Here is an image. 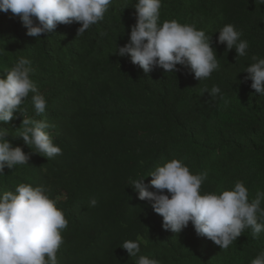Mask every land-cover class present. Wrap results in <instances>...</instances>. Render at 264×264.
<instances>
[{
	"label": "trees",
	"instance_id": "1",
	"mask_svg": "<svg viewBox=\"0 0 264 264\" xmlns=\"http://www.w3.org/2000/svg\"><path fill=\"white\" fill-rule=\"evenodd\" d=\"M135 3L113 0L104 19L82 36L77 35L80 23L73 22L33 37L19 16L0 11V77L19 58L30 59V78L47 101L45 112L36 116L30 93L23 114L17 110L12 120L0 122L11 145L29 156L27 164L5 166L0 194L20 183L49 189L68 220L57 264H135L139 256L159 264H250L264 252V231L253 239L245 229L225 250L198 235L191 222L179 233L165 230L162 216L129 182L145 176L144 183L155 191L148 174L180 159L193 174L207 172L201 193L243 182L251 202L264 191V96L251 88L244 71L255 62L253 56L264 58V5L162 0L160 22L195 24L211 38L220 67L199 81L185 64H178L176 73L160 67L145 73L116 53L136 23ZM226 24L248 42L245 57L217 43ZM214 85L222 98L204 91ZM24 117L48 122L62 154L47 159L26 145L18 136ZM92 199L95 207L89 206ZM258 222L264 220L258 217ZM137 237L146 244L129 257L120 246Z\"/></svg>",
	"mask_w": 264,
	"mask_h": 264
},
{
	"label": "clouds",
	"instance_id": "2",
	"mask_svg": "<svg viewBox=\"0 0 264 264\" xmlns=\"http://www.w3.org/2000/svg\"><path fill=\"white\" fill-rule=\"evenodd\" d=\"M264 5V0H255ZM113 0H0V11H11L20 17L27 28V34L41 37L53 31L58 24L80 23L77 35H83L92 25L104 19L105 12ZM127 7V6H126ZM136 23L131 27L128 43L117 47L116 53L130 57L145 73L156 67L165 72L176 73L178 64L190 67L199 81L218 70L220 64L211 38L195 24H181L176 20L160 22L162 0H136ZM217 43L225 44L227 50L235 48L237 56L245 57L248 42L240 37L242 33L232 24L224 25L219 31ZM103 35V33H102ZM253 63L244 71L246 80H251V88L264 96V58L252 57ZM31 60L19 58L0 77V122H9L32 93V104L36 116L45 112L47 101L30 78ZM210 97L221 94L218 86L210 90ZM222 98V94H221ZM24 116V115H23ZM19 137L35 153L47 159L62 154L47 131L48 122L33 118H23ZM6 128L0 127V173L5 166L27 164L29 156L20 146L13 147L6 137ZM150 191L144 177L131 179L129 186L138 192L140 200L147 201L155 213L162 216V227L179 233L192 223L198 235L213 241L220 249L228 247L245 231L251 229L253 239H258L264 231V191H257L249 201L248 189L243 182H236L231 190L201 193V185L207 179V172L193 174L180 159H172L158 166L150 174ZM165 190H167L165 192ZM49 189L20 183L14 191L0 194V264H57L56 253L63 243L61 230L67 228L68 220L64 212L50 198ZM92 199L89 206L95 207ZM141 237L126 240L120 247L129 257L140 252ZM135 264H159L155 259L139 256ZM250 264H264V252L251 259Z\"/></svg>",
	"mask_w": 264,
	"mask_h": 264
}]
</instances>
